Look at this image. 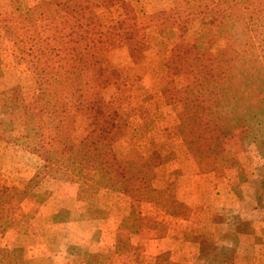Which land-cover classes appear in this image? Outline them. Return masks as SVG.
Listing matches in <instances>:
<instances>
[{"label":"rangeland","instance_id":"rangeland-1","mask_svg":"<svg viewBox=\"0 0 264 264\" xmlns=\"http://www.w3.org/2000/svg\"><path fill=\"white\" fill-rule=\"evenodd\" d=\"M42 1L16 0L18 18L8 0L0 4V91L8 89L0 101V128L10 131L0 138L1 205L8 199L6 211L0 210V264H154L157 258L222 264L217 259L233 253L229 249L231 264H264L261 139L236 130L223 139L224 151L213 169L212 161L204 165L190 152L181 133L183 119L199 125L203 116L199 105H188L196 101L184 91L192 78L179 66L182 57L189 50L191 56H206L227 45L208 42L207 18L159 28L156 16L170 12L175 0L95 4L94 15L112 44L108 60L120 76L113 87L107 78L97 83L108 89L107 100L126 119L114 150L132 185H138L132 198L119 183L98 184L91 166L66 159L60 167L55 140L46 139L54 143L52 150L38 152L26 138L28 127L15 102L35 103L41 91L31 68L17 56L18 48L29 46L17 22ZM127 7L134 15L128 34L138 32L136 22L140 27L136 46L134 37L121 35ZM71 21L63 17L60 24L69 28ZM73 61L89 89L92 67L82 55ZM181 97L189 101L188 109ZM65 128L72 136L86 134L94 128L92 116H78Z\"/></svg>","mask_w":264,"mask_h":264},{"label":"trees","instance_id":"trees-1","mask_svg":"<svg viewBox=\"0 0 264 264\" xmlns=\"http://www.w3.org/2000/svg\"><path fill=\"white\" fill-rule=\"evenodd\" d=\"M8 1L14 17L18 18L21 11L16 0ZM116 3L122 0H44L31 7L26 20L17 22L29 45L24 50L18 48L17 56L31 68L41 92L35 103L15 104L22 110L28 127L26 138L34 150H52L54 143L46 139H53L55 163L62 164L60 167H65L66 159L79 161L96 170L98 184L119 183L123 192L136 198L134 191L138 185H132L129 169L120 163L114 150L115 143L125 134L126 119L110 105L108 89L97 83L107 78L113 87L120 78L107 57L112 49L110 36L93 12L95 4ZM126 14L127 18L121 21V35L127 39L134 37L136 46L141 40L140 27L136 22L138 32L128 34L134 15L129 7ZM199 16L207 18L203 32L208 42L213 46L217 41H225L227 45L206 56H191L189 50L181 58L179 66L192 78L184 91L191 93L196 101L188 105H199L203 115L199 125L183 119L181 133L197 159L203 160L204 165L212 161L209 165L218 169L216 164L224 151L223 139L236 130L244 129L251 140L261 139L258 144L264 146V0H175L170 12L156 16V25L176 28L179 23ZM63 17L72 19L69 28L61 26ZM79 55L87 59L94 73L89 89L84 87L82 74L73 61ZM7 93L8 89L0 91V101L6 99ZM185 100L179 99L182 107L188 109ZM206 105L208 108L203 107ZM184 112L186 116L188 112ZM86 115L92 116L94 128L86 134L72 136L65 128L66 123ZM6 129L0 128V138L10 132ZM7 200L3 205L0 201V210L6 211ZM233 253L217 260L231 264ZM157 259L154 264H180ZM9 263L13 264L12 260Z\"/></svg>","mask_w":264,"mask_h":264}]
</instances>
